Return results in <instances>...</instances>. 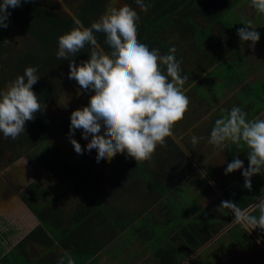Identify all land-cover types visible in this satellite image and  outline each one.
I'll list each match as a JSON object with an SVG mask.
<instances>
[{"label": "clouds", "instance_id": "obj_1", "mask_svg": "<svg viewBox=\"0 0 264 264\" xmlns=\"http://www.w3.org/2000/svg\"><path fill=\"white\" fill-rule=\"evenodd\" d=\"M135 4L142 12L151 7L146 0H135ZM20 6L21 0H0V28L8 27L9 9ZM250 6L264 15V0H250ZM138 19L137 11L127 4L110 9L90 26L72 16L74 27L57 38L56 56L68 61V78L76 81L84 92L92 93L86 106L70 113L68 138L78 155L94 149L98 163L111 161L117 154H125L136 162L151 159L157 146L164 145L172 135L190 104L184 88L188 77L181 74L175 47L161 54L159 49L142 43L138 39ZM243 25L236 34L241 45L250 41L254 50L260 34L250 21ZM98 33L104 36L103 45L98 41ZM85 48L88 58L77 63L74 58ZM39 78L38 69L28 66L23 75L0 88V133L4 138L14 140L25 133V123L41 112L42 105L33 91ZM45 107L44 104L43 110ZM222 111L210 131L208 143L223 149L230 142L247 150V168L234 157L225 175L242 170L243 187L251 190V178L264 175V119H247V113L239 106ZM77 130L88 141L83 148L72 138ZM191 143L196 145L198 138L193 135ZM20 201L24 202L22 197ZM220 207L235 209L236 204L222 201ZM255 207L259 216L243 219L252 229L264 231V200ZM234 218L241 219L238 213ZM57 264H74L71 252L66 250Z\"/></svg>", "mask_w": 264, "mask_h": 264}, {"label": "rangeland", "instance_id": "obj_2", "mask_svg": "<svg viewBox=\"0 0 264 264\" xmlns=\"http://www.w3.org/2000/svg\"><path fill=\"white\" fill-rule=\"evenodd\" d=\"M119 3L120 1L118 0H111L109 9L116 8L115 5ZM54 11L58 13L62 12L60 8H56ZM174 17L171 18V22L173 21ZM193 20L196 21L198 25L206 27L205 22L201 17L196 16L195 18H193ZM247 21H250L251 26L255 28V30L260 34V39L255 44L254 50L250 47V41L244 42L243 45H241L239 37L236 34L237 29L244 27L243 24ZM29 22L31 25L34 24V26H38V28L42 26L41 23L34 21V19L32 18L29 19ZM215 22H221L222 26L227 28V31L231 34L229 43L224 40L219 43V39H217V46L209 47L208 45H205L203 47V50H199L196 47L197 45L191 36L186 37V39H184L183 41H179V35L181 34L178 30V26H175L178 23L174 24V26L169 27V30H167L163 34V38L166 40V44L169 45L170 48L174 46L176 50H179L180 55L178 59L181 61L182 68L187 71V73H189L192 77H196L197 75H200V72L208 69L210 62L220 59V62L218 61L219 63L213 69L208 70L207 72H205L204 76L201 77V79L192 83L191 92L186 93V95L190 99L188 111L185 113L183 119L177 122L174 126L175 130L179 134L178 138L180 139L183 146L186 144L191 149H193L194 152L197 153L198 157L196 158V161H199L198 164L200 165L201 169H203V171H205L206 169H212L216 173V178L212 182L210 179V173H208V171H205V174L209 175V179H206L202 176L203 174L200 171L198 173L197 169L195 168V171L181 179V184L179 185L181 191H178L176 195H168V197L165 198L167 203L166 201L160 202L161 207L164 203L163 206L165 207L166 204V206L169 207V210L171 211L169 212L170 216H168V220H176L177 224L181 226L187 225L188 214L191 213L192 210H194L196 216H199L200 218L202 217V213L196 210L198 207L197 203L198 193L200 192L199 189H201L202 187L205 188L208 185L211 186L209 181H211L216 187H219L218 185L224 186V184L226 183L218 179L219 175L220 177H228V175H225V169L228 163H230L229 159L224 149H216L213 145L208 143V125L212 122V119L216 115L218 116V118L223 115L221 111L217 113V110H230L234 105L236 106L239 103L243 107L247 106L246 96L240 91V88L243 85H249V88L253 87L251 91L256 90L258 93H260L263 88L262 84L264 83V15L258 14L255 9L250 6V0H241V2L237 6L233 5L232 8L224 10L222 15H220L218 21ZM8 26L11 34L10 46L15 51H17L16 54L25 51V53L29 55L31 54V51H35L39 48V44L33 37L29 35L28 38L24 34H21L19 32V27L17 24H14V22L10 21L8 23ZM209 30L211 32V35L217 37L218 29L216 27L209 28ZM196 38H201L207 43H210V45H214L212 41H215V39L211 38L209 32L208 35L205 34L204 37L202 36V34H199ZM197 43H199V41H197ZM230 45H232V51H229L228 49ZM57 50L58 48L54 49L55 52H57ZM85 50L88 49L85 48ZM167 52L168 51H166L165 53ZM33 54H35L39 61L43 62V65L45 64L44 67H47V63L50 61V58H43L38 53ZM0 58L4 61H7L11 66L16 67L17 58L13 53L9 51L6 45L0 46ZM63 61L68 62L67 60ZM4 68L6 67L4 66ZM7 69L11 71L9 68ZM68 71V68L66 70H60L59 73L54 77L55 81H57V83H59L61 87V100L55 104H52V106L50 107V112L52 114L54 113L57 115H63L62 112L64 110L72 112L73 110L82 108L83 106L87 105L88 98L92 94L91 92H84V90L80 89L76 81L69 79ZM188 82L189 79L186 81L185 85L188 84ZM250 101L253 105L250 104L251 108H247V117L250 115L252 116L253 112L263 105L260 108V113H258V115L254 116L253 118L264 119V103L262 105H259V103H261L260 101ZM68 133L69 131L58 135L57 138H55L56 140H52L49 144L50 146H54V148L56 149V157L58 161L60 163H68L73 165L76 169L72 171H76L78 168L86 169L91 165L96 166L94 168L96 169L95 177L97 179H104L105 183L112 180L115 184L117 182L116 177L113 175V172H115V170H112L110 166H104L100 164L95 165L97 162L95 159L96 151L94 149L91 152L85 151L83 154L78 155L74 151L73 146L69 141ZM183 133L185 134V140L182 142V137L184 136ZM193 135L198 138V143L196 145H193L191 143V137ZM72 138L80 143L82 148L88 142L87 140L82 139L80 130H77ZM168 141L169 139L166 138L165 142ZM161 146L162 145H158V147ZM70 153L74 154V160H69L71 157L73 159V154ZM11 156L12 155L9 152H5L3 157H5L6 159H11ZM33 156H36L38 160L35 162H31L36 163L38 166H30L22 158L17 160L13 164L8 165L7 167L4 159H1L2 157L0 158V190L7 188L10 185L15 188L14 194L10 195L9 200H7L9 201L7 203L9 204L12 202L13 205H15V208H18L19 206V200H21L20 194L23 190V187H19V185L20 183H22L26 176H28L32 180L40 182V184L38 185V190H34L33 188L25 194L27 200L35 208H38L42 204V202L46 203V200H53L52 197L47 194V191L44 189V185L46 187H50V184L63 185L62 181H55L53 179V175L48 174L42 169H37L42 159L47 162L48 158L53 156L51 150L47 148L45 142H42L40 144V148L33 154ZM152 159H155V156H152L151 159L144 162L151 164ZM240 160L244 162V167L247 168L246 164L248 165V162H246L245 164V159L241 158ZM180 168L181 164L178 160L175 169L169 173V176L172 177L173 173L174 175H179ZM241 172L242 170H236V173L238 175L241 174ZM166 173L167 172L165 171V174ZM138 176L146 180L147 183H149L151 180H148V172L146 171H139ZM254 178L255 179H253V177L251 178V185L256 189L257 186L254 183H258L259 177L254 176ZM109 179L111 180L109 181ZM241 179L242 177L239 179V181H241ZM205 181L208 183H206ZM93 184L94 182L91 179L90 182H88L87 179L75 182L76 187L87 197V202L89 204H92L93 201H96V196H98V194L96 193V191L98 192V189L96 186H92ZM234 184L235 182L233 183V185ZM184 185H186L187 187H184ZM243 185L244 180L241 182V184L233 188L232 193H234L237 189L246 191L247 189H245ZM105 188L106 187H102L104 193L107 192V189ZM182 188L193 194L190 195L187 193V191H182ZM62 189H64V187H62ZM73 191L76 192L78 190H72L70 188L66 190L67 208H70L72 204L78 202L76 200H79V198H76L74 202V200L71 199L76 195ZM59 192L60 193L56 198L60 196V198H64V195L66 194L62 195L61 191ZM81 192L79 193L83 195ZM60 198L58 199L60 200ZM1 201L3 200L0 199V202ZM212 201H214L215 207L221 206V199L217 195V191H214V189L213 193H210L201 202H199L201 207H205L208 203H212ZM116 203H119V205L123 206L124 208L125 206H128L123 201H116ZM49 204L53 205V202H49ZM72 208H74V206ZM220 208L226 209L224 207ZM153 209L155 210H153L154 214H151V217H153L155 220L150 216H147L144 219V215L141 222L139 221L137 223L138 226H136V228H144V226H146L145 229L147 231L140 232V235L138 236L136 233H133V231H130V237L128 238V240H131L135 244L138 243L139 251L137 252L139 254L145 253L143 249L148 250V253H150V255L156 260V264H159L160 259L158 258V254L154 251L156 248H158L159 250H165L168 246L167 244H163L166 242V240L162 242V239H164L165 237H163V235L161 234V231L164 228L161 226V223L164 222V211H161L160 209L157 210V204L153 207ZM2 211L3 209L0 208V212ZM185 212H187L188 214H184ZM219 212L221 215H223V213H221L222 210H219ZM122 214H124L125 217L128 215L127 213ZM200 222L203 223L202 220H200ZM139 223H141V225H139ZM228 239L229 238L225 237V240L227 242ZM225 244L226 243L223 241V237H221L217 242L214 243V245L211 244L209 247H206L205 251L194 257L195 261L189 264H198L199 261H202V264H231V258L229 254L231 253V251L228 252L226 250L224 246ZM0 248L2 249L1 245ZM200 248H197L195 251L199 250ZM219 253L224 256H228L230 260H220ZM215 254H217L218 256H216ZM205 257L211 260V262L208 263L203 261ZM213 260H215V262Z\"/></svg>", "mask_w": 264, "mask_h": 264}, {"label": "trees", "instance_id": "obj_3", "mask_svg": "<svg viewBox=\"0 0 264 264\" xmlns=\"http://www.w3.org/2000/svg\"><path fill=\"white\" fill-rule=\"evenodd\" d=\"M104 1L105 0H85L80 5L78 12L76 13V15L74 14V16L79 18L84 23L85 26H90V24L93 22L92 18L94 17L96 18L101 12L102 9L101 7H103ZM228 1L229 0H146V2L150 3L151 5V7L147 12H142L137 7L136 4H133L134 3L133 0H128V3H132L133 7L136 8V11L139 16V19L137 21L138 39L142 43L147 44L149 48H157L160 50L161 53H165L166 51H168L170 46L166 44V40L163 38V34L165 33V31H167L169 27L174 26V24L176 23L178 24L175 26H178V30L181 34L179 35V41H183L184 39H186V37L191 36L192 39H194L197 45L196 47L199 50H203V47L205 45H208L209 47L217 46L216 43L218 37L215 38V36H212L209 28H213V23H215V20L218 19V16L220 17V15L222 14L221 12L218 13V11H216V9H218V3L220 2L221 6H223V5H227ZM31 7L32 6H26L23 5V3H21V6L19 8L11 9V11L13 15L17 16V21L19 23L20 22L24 23L25 20L27 21L26 32L33 36L34 35L36 36V38L42 43V46H44V51L48 50V46L54 44L60 35L67 33L74 27L71 17L65 16L64 14L60 15L51 12L49 10V8L52 7L51 4H47V6H45L43 10L36 9L32 12V16L35 17L43 25L40 28L31 25L29 22V12H28L32 10ZM196 16L201 17L203 19V21L206 24V27L198 25L197 22L193 20V18H195ZM172 17L174 18L173 21L171 22ZM43 26L47 28L42 29L44 28ZM1 29L2 28H0V31ZM6 29L7 28H5V30ZM223 29L224 30L220 34L218 39L220 41L224 40L227 43H229L231 34L229 32H225V29L227 30L226 27H224ZM208 32L211 38L215 39V41L214 40L212 41L214 45L212 44L210 45V43H207L205 40L201 38H200L201 40L196 38L197 35L199 34H202V36L204 37L205 34L208 35ZM220 32L218 30L217 32L218 35ZM96 35L98 41L101 44H103V42H101L102 35L99 33ZM197 41H199V43H197ZM231 48L232 45H230L228 49L232 50ZM175 55L177 60H179L178 57L180 54L178 49L176 50ZM42 57L50 58V61L47 63V67H44L45 64L43 65V62L39 61V59L32 60L29 62H31L33 66H36L38 69H40L41 72L48 73L49 70H52V72L56 71L54 68H56L58 65L57 64L52 65L55 60L54 53L50 51L46 56H42ZM82 58H88V53H86V51H84L83 53H79L74 59L78 60ZM26 61L27 58L24 57L23 55L21 59L18 58L16 60L17 64L15 69H17L18 75H23L24 72L23 67ZM218 61L220 62V59L217 61L210 62L208 69H205L203 72H200V75H197L196 77H192L189 73H187V71H185L182 68L181 65L182 74L186 75L189 79L188 84L184 85V88L187 89L186 93L191 92L192 83L201 79V77L204 76L205 72L213 69L219 63ZM52 74L53 73H51L50 76H52ZM3 80H5V78L0 71V85ZM47 84L49 86H52L50 84V78L47 81ZM262 85L263 88L260 93H258L256 90L251 91L253 87L249 88V85L246 84L243 85L240 88V91L244 93V95L246 96L247 106L243 107L240 105V103L237 104L236 106L241 107L242 110L248 114L247 108H251L250 104H252L250 100L260 101L261 103H259V105H262L264 103V83ZM33 91L37 94L39 101L45 100L43 94L44 92H42L43 89L40 90L39 88V90H33ZM262 106H260V108ZM260 108H257L253 112L252 116L251 115L248 116L247 119L249 120L254 119L253 117L258 115V113H260L261 110ZM220 111L223 114L222 110H217V113ZM217 118L218 116L216 115L212 119V122L208 125L207 133L209 135L214 125V122ZM34 120L35 122L32 128L29 129L26 133H22L19 137H17L14 140L11 138H7V139L2 138L0 136V153L3 154L4 149H8L9 151L12 152V154H14L15 158L20 156H25L30 162L37 161L38 158L36 156H33V154L40 148V144L42 142H45L46 144V140L48 136H50L49 134L58 131L57 127L61 126L62 122L60 121V118H58V122H57L51 119L50 117H48L44 113L43 109H41V112L36 114ZM172 133L175 136L179 135L175 130V128H173ZM168 139L169 141L167 142V146L160 154L157 155V161L155 160L156 159L155 157L152 163L158 165L157 171L159 170L164 171L166 170L167 167L168 172H172L176 167L177 161L178 160L180 161V163L182 164L181 167H183V169H180V174L173 176L170 182L163 181V179L167 175H169L168 172L166 175L161 171L157 173L156 170L150 168L147 162H136L134 159L130 157L126 158L125 154H120V172L123 174L122 179L124 180L123 181L124 184L121 182L120 190L126 187L125 185L126 183L129 184L127 189H131V191H135L137 188L134 190L135 187L133 188L132 186L134 185V182L136 180H139L142 184H145L144 186H142V188L140 187L142 190L140 196H142L144 200V207L143 210L141 211L142 213H145L144 219L147 216L151 217V214L148 211L155 203L159 201L164 202L166 201L165 198L168 197V195L170 194L176 195L178 191H181V189L178 187L181 179L196 170L193 163H191V160L175 144L173 139L171 137H168ZM2 142L7 147L1 146ZM184 146L193 157L196 156V154L193 152V150L190 147H188L186 144ZM15 149H17L16 154L15 151H13ZM225 151L228 156L229 162H232L234 157L239 159L241 158L245 159V164L246 162H248L247 153H246L247 150L245 148H237L235 145H232L230 143L227 144V146H225ZM41 161L45 163L44 159H42ZM139 171L148 172V180L151 179L149 183H147L146 180L138 176ZM207 171L208 173H210L211 181H214L215 172L211 170H206V172ZM83 180L85 179H81L80 181ZM254 184L259 188L258 183H254ZM207 187L205 188L202 187L201 189H199L200 192L198 193V203H197L198 207L196 206L197 207L196 210L202 213L201 214L202 217L200 218L199 216H196L194 210H192V212L189 214L185 212L184 214L186 213L188 214V218H187L188 222L187 225L185 226L178 225L176 220L174 221L168 220V216H170L169 212L171 211L169 210V207L166 206V204L164 207L163 206L164 203H163L161 207V211H164L163 212L164 222L161 223V226L164 228L161 231V234L163 235V237H165L164 239H162V242L166 240V243H168L167 244L168 247L165 250H159L158 248L155 249L154 252L158 254V258L160 259L159 264H163L164 261H168L171 258H173V262H172L173 264H177L180 260H184L187 256L194 253L197 248L202 247L205 243H207L211 238L217 235L221 230H223L234 220L235 215L232 214L229 208L222 209L219 206L215 207L214 201H212V203H208L205 207L200 206V202L210 193H213L211 186L208 185ZM258 188L255 189L254 186H252L251 190L247 189L246 191H242L240 189H237L234 193H232L233 188H225V186H219V189L223 191L224 197L228 201L235 203L236 204L235 209H238L239 211L245 210L248 206H250L254 202V200H256L257 196L255 194ZM139 191L140 190H137L135 192L138 193ZM182 191H187V190H184L182 188ZM187 193L190 195L193 194L188 191ZM120 194L122 195L121 191ZM233 194H235L236 197ZM117 197L118 196L114 198ZM233 198H236L237 201L233 200ZM23 200L33 213H37V209L34 206H32L27 199H23ZM95 204L97 205V209L99 211H102V213L105 214L108 213V211H106L108 208L105 206L103 207L102 202L98 203V201H95ZM219 210H222L221 213H223V215L220 214ZM121 212L122 211L120 210V214ZM252 215L259 216V211L257 208H255L252 212L248 214V216H252ZM135 220H136V216L132 214L130 215L128 214L126 217L124 216V214H121L120 231L126 228L127 226L133 224ZM200 220H202L203 223H201ZM145 227L146 226H144V228L140 229L136 233L140 234V232L142 231H147ZM226 233L230 235V238L236 242V244L239 246L241 250H248V248H250L251 235L248 233V231L244 228V226L240 222H237L236 224L232 225L226 231ZM3 260H5V258H2L0 261Z\"/></svg>", "mask_w": 264, "mask_h": 264}, {"label": "crops", "instance_id": "obj_4", "mask_svg": "<svg viewBox=\"0 0 264 264\" xmlns=\"http://www.w3.org/2000/svg\"><path fill=\"white\" fill-rule=\"evenodd\" d=\"M240 2L241 0H229L228 4L223 6H221L219 2L218 9H216V11H218V13H223L224 10L232 8L233 5L237 6ZM218 19H216L215 21H218ZM213 27H216L219 32L222 30L219 35L217 34V37L219 38L220 34L224 30L222 23L215 22L213 23ZM225 32L228 31L225 29ZM217 37L215 36V38ZM220 42L221 41L219 40V43ZM183 135L184 136L182 137V142L185 140V134L183 133ZM175 137L180 141L178 136ZM227 144H230V142ZM166 146L167 142H165V144L161 147L157 146L155 152L152 154V156L156 157V161L157 155L160 154ZM183 147L185 148V146ZM223 149L225 151V147ZM185 150L190 154V152L186 148ZM194 153L196 154L195 157H193L191 154L190 156L198 164L199 161H196V158L198 157L197 153ZM153 161L154 159H152V162ZM191 163L193 162L191 161ZM149 166L156 171L158 170L157 164L151 163L149 164ZM198 166L200 167L199 164ZM167 169L168 168L166 167V170ZM180 169H183V167H181ZM166 170H159L157 171V173L161 171L165 174ZM206 170L214 171L212 169ZM166 172H168V170ZM95 173L96 171L92 174L90 173V178L87 181L90 182L91 179L94 182L92 186L97 187L98 192L96 191V193L98 194V196H96V201H98V203L102 202L103 207L105 206L108 208L106 210L108 211V213L106 214L97 209L95 201H93L92 204H89L87 202V197L78 188H76V190H78L75 192L76 195L71 199H73L74 202L76 198H79V200H76L78 202L72 204L70 208L66 207V193H64L66 195L62 194L64 195V198H60L61 196L58 197L60 198V200L58 198H53L52 201L46 200L45 202L47 204L42 202V204L38 208H36L37 213H33L30 208H28V206L25 205V203L22 201H19L18 208H15V205H13L12 202L9 204H0V208H2V212H4H0V245L2 246V249L0 248V260L2 258H5V260L0 261V264H57L58 258L61 257L66 250L71 252L74 264H156V260L150 255V253H148V250L143 249L145 253L139 254L137 252L139 251L138 243L135 244L131 240H128V238L130 237V231L136 233L143 228H136V226H138L137 223L139 221L141 222L145 215V213L141 212L144 207V200L143 197L140 196V193H142L141 188L145 184H142L139 180H136L134 182V185L132 184V187H135L134 190L137 188L135 191L140 190L138 193L135 191H131V189H127L129 184L126 183V187L120 190L121 182L124 184V180L122 179L123 174L120 172V169L113 172V174L116 175L120 174V181H117V184H114L111 179H109V181L111 180L110 182L105 183L104 179H97L95 177ZM173 175L172 177L167 175L163 179V181L170 182L173 178ZM227 175L228 177H220L219 175L218 178L220 181L226 183L224 184L225 188H234L241 184V182L244 180L243 176L241 174L238 175L236 171ZM254 176L259 177V188L257 187L258 190L255 194L257 198L251 205L256 203L259 199H261L262 196H264V175L258 174ZM254 176L253 179H255ZM241 177L242 179L241 181H239ZM215 178L216 173L214 175V180ZM234 178H237V180L234 181ZM234 182L235 184L233 185ZM211 186L214 191H216L215 188L219 189V187H216L213 183L211 184ZM102 187H110V189H107V192L104 193ZM120 191L122 195L120 194ZM220 191L223 194V191ZM79 192H81L83 195H81ZM217 195L220 197L218 193ZM233 195L235 196V194ZM116 196L118 197L114 198ZM220 199L223 202L228 201L226 198L223 199L222 197H220ZM233 200L237 201L236 198H233ZM116 201H123L128 206H125L124 208L123 206H120L119 203H116ZM49 202H53V205H50ZM160 202L161 201L155 203L148 212L150 214H154L153 210L155 209H153V207L156 204L158 205L157 210H161ZM73 206L74 208H72ZM250 206H248L247 208H249ZM120 210L122 211L121 214L127 213L129 215L132 214L136 216V220L134 221V223L122 229L121 231ZM230 210L233 215H236L237 213L241 214L243 211H245H239L238 209ZM248 214L244 217H247ZM139 225H141V223H139ZM249 228L252 232H250L245 227V229L251 235V243L248 250H241L236 242L228 236L229 234H227L226 231L206 247H209L211 244L214 245L215 242L223 237V241L226 243L224 245L226 250L228 252L231 251V253H229L231 260L228 256H224L219 253L220 260L228 259L231 261V264H264V231H261L259 228L252 229L250 226ZM136 234L140 235L139 233ZM225 237L229 238L228 242L225 240ZM163 244L168 243L165 242ZM206 247L200 250L199 253H197L195 256H192V253L191 255H189L190 257L187 256L184 260H180L177 264L193 263L195 261L194 257L205 251ZM215 255L218 256L217 254ZM203 261L208 263L211 262V260H209L207 257H205ZM213 261L215 262V260ZM172 262L173 258L168 261H164L163 264H173ZM198 264H202V261H199Z\"/></svg>", "mask_w": 264, "mask_h": 264}, {"label": "flooded vegetation", "instance_id": "obj_5", "mask_svg": "<svg viewBox=\"0 0 264 264\" xmlns=\"http://www.w3.org/2000/svg\"><path fill=\"white\" fill-rule=\"evenodd\" d=\"M84 1L85 0H41V1L35 0V2H32V3H24L23 0H21V3H23V5H26V6H32L31 7L32 10L28 11L29 12V19L32 18V19H34V21L39 22L35 17L32 16V12L36 9L37 10H43L44 7L47 6V4H51L52 7L49 8V10L51 12H53L55 14H60V15L64 14L65 16H69L72 18V16H74V14L76 15V13L78 12V9L80 8V5ZM110 1L111 0H105L104 1L103 7H101L102 8L101 12L99 13V15L96 18L95 17L92 18L93 19L92 21L97 20L101 15L106 13V11L110 10L109 9ZM118 1H120V3L115 5L116 8H119V7L127 4L130 7H132L134 10H136V8L133 7L132 3H128V0H118ZM133 2H134L133 4H135V0H133ZM56 8H60L62 10V12L61 13L55 12L54 10ZM9 11H10L11 15L8 18V23L11 21V22H14V24H17L19 27V32L21 34H24L28 38H29V35L31 37H33L37 41V43L39 44V48L35 51H31V54H29V55H27L25 53V51H22V52L16 54L17 51H15L10 46L11 34H10L9 26L7 27L6 30H5V28H2L0 31V46L6 45L9 49V51L11 53H13L17 59L18 58L21 59L22 55L27 58V61L24 64L23 70L25 69V67L33 66L32 63L29 61L38 59L35 56V54H33V53H38L42 57V56H46L51 51L54 53V57H55V60H54L52 65H54V64L58 65L56 68H54L56 71L52 72V70H49L48 73L41 72L40 69H38L36 66H34L38 69V75L40 76V78H39L38 82L35 85H33V90H39V88H40V90L43 89L42 92H44L43 94H44L45 100L40 101V103L42 105V109H43V105L44 104L46 105V107L43 110L44 113L48 117H50L51 119H53L57 122H58V118H60V121L62 122L61 126L57 127L58 131L49 134L50 136H48V138L46 140L47 148H49L51 150L53 156L48 158V161L47 162L45 161V163L43 161H41L39 167H37V169H42V170L46 171L48 174L53 175L54 176L53 179L55 181H62L63 185H52V184H50V187H46L43 184L44 189L47 191V194H49V196H51L53 199V198L57 197V195L60 193L59 191H61V194H64V193H67L66 190H68L69 188L72 190H76L77 187L75 185V182H79L81 179H87L88 180L90 178L89 177L90 173L92 174L96 171V169L94 168L96 166L91 165V166H88L86 169L78 168L76 171H72L76 168H74L73 165L68 164V163H60L56 157V155H57L56 149L54 148V146L49 145L50 142L52 140H54L55 138H57L58 135L66 133L69 131V125H70L69 117H70L71 112L64 110L62 112L63 115H57L54 113L52 114L50 112V107L52 106V104H55L61 100V97H60L61 96L60 95L61 87H60V84L57 83V81H55L54 77L59 73L60 70H66L68 68V62L61 61V60L57 59L56 52L54 51V49L58 48L57 47V40L54 44L48 46V50L44 51V46H42V43L36 38V36L35 35L33 36V35L26 32L27 21L25 20L24 23H21V22L19 23L17 21V16L13 15L11 9H9ZM32 25H34V24H32ZM41 25H43V24H41ZM36 27H38V26H36ZM43 27L44 28H42V29L47 28L45 26H43ZM167 30H169V28ZM37 33H40V32H37ZM103 41H104V37L101 38V42H103ZM101 45H103V44H101ZM84 51H86V53H88V50H85V49L82 50L81 53H83ZM86 59L87 58H82V59H78L75 61L77 63H79V61L86 60ZM55 61H56V63H55ZM0 62H1L0 71H1V74L5 78V80H3L1 82V85H0V88H3L7 85V83L9 81L14 80L15 77L18 76V72H17V69H15V67L11 66L7 61H4L3 59H1ZM4 66L6 68H4ZM7 68H9L11 71H9ZM51 73H53L52 76H50ZM49 78H50V84L52 86H49L47 84V81L49 80ZM34 122H35V120L27 121L25 123V133L29 129L32 128ZM0 136L2 138H4L2 133H0ZM1 146L7 147L3 142L1 143ZM16 150L17 149H15L13 151H15V153H16ZM5 152H9L12 155L11 159H6L5 157H3ZM70 154H73V153H70ZM0 158L4 159V162L6 163L7 167H8V165L13 164L14 162H16L17 160L22 159V158L30 166H38L36 163L30 162L25 156H20V157L15 158L14 154H12V152L9 151L8 149H4L3 154L0 153ZM74 158H75V156L73 154V159L71 157L69 160H74ZM97 164L98 165L99 164L104 165V166H110V168L112 170L116 171V170L120 169V154H117L114 158L111 159V161H104V162H99V163L97 162L95 165H97ZM113 175L116 177L117 181H120V174L119 175L113 174ZM81 177H83V178H81ZM235 180H237V178H234V181ZM39 184H40V182L32 180L31 178L26 176L24 178V180L22 181V183H20V185H19V187H21V186L23 187V190L21 191L20 197H22L23 199H27L25 194L28 191L32 190L33 188H34V190H38ZM116 184H117V182H116ZM62 187H64V189H62ZM111 188H113V187H111ZM105 189H110V188H105ZM14 192H15V188L12 187L11 185L8 186L7 188L0 190V199L3 200L0 202L1 205L9 202L7 200H9V196L14 194ZM73 192H75V191H73ZM43 197H45V196H43ZM2 213H4V212H2Z\"/></svg>", "mask_w": 264, "mask_h": 264}, {"label": "water", "instance_id": "obj_6", "mask_svg": "<svg viewBox=\"0 0 264 264\" xmlns=\"http://www.w3.org/2000/svg\"><path fill=\"white\" fill-rule=\"evenodd\" d=\"M174 142L177 144V146L186 154V156L194 163V165L196 166V168L203 174V176L207 179L208 176L204 173V171L198 166V164L193 160V158L190 156V154L185 150V148L182 146L181 142L174 136V134L172 133V135L170 136ZM209 181V180H208ZM210 184H212L211 181H209ZM215 190L217 191V193L220 195V197L224 198L223 197V194L222 192L218 189V188H215ZM260 200H264V196L261 197V199H259L258 201ZM257 201V202H258ZM256 203H254L253 205H251L249 208H247L245 211H243L241 214H239V216L241 217V219L239 221H237L236 219L230 224L228 225L227 227H225L223 230H221L217 235H215L213 238H211L207 243H205L198 251L194 252L192 256H195L197 253H199L200 250H202L203 248H205L207 245H209L211 242H213L216 238H218L221 234H223L225 231L228 230V228L230 226H232L233 224L237 223V222H240L242 223L250 232H252L249 228V226L245 223V220L243 219L245 215H247L250 211H252L255 206H256Z\"/></svg>", "mask_w": 264, "mask_h": 264}]
</instances>
